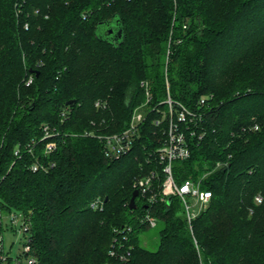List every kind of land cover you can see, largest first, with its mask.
Instances as JSON below:
<instances>
[{
    "label": "trees",
    "instance_id": "1",
    "mask_svg": "<svg viewBox=\"0 0 264 264\" xmlns=\"http://www.w3.org/2000/svg\"><path fill=\"white\" fill-rule=\"evenodd\" d=\"M114 20L119 42L104 37ZM168 95L197 114L179 124L190 155L174 180L212 195L190 224L176 196L128 207L137 179H163ZM135 110L130 150L108 158L99 136ZM0 203L29 218L37 264H264V0H0Z\"/></svg>",
    "mask_w": 264,
    "mask_h": 264
},
{
    "label": "built area",
    "instance_id": "2",
    "mask_svg": "<svg viewBox=\"0 0 264 264\" xmlns=\"http://www.w3.org/2000/svg\"><path fill=\"white\" fill-rule=\"evenodd\" d=\"M34 80V76L31 73L25 80V85H30ZM209 97L203 96L200 99V104H203ZM165 103L168 106L166 116H168V126L166 131V137L162 141V144L156 149L158 162L162 165L163 179L160 184L155 187L154 180L156 179V173L151 171L148 175L137 179L135 182L138 193L140 191L141 197L148 205L155 203L158 199L161 201L168 200L172 196H176L180 199L188 223L190 224L201 210H204L210 200L211 191L202 188V178L197 180L188 178L180 183L174 180L172 172V163L177 159H185L190 155L189 147L185 139L184 132L179 128V124H184L192 121L197 114L188 109L184 104L180 102H173V100L167 96ZM95 106H100V102H96ZM63 116L65 112L61 113ZM175 114V115H174ZM175 116V118L173 117ZM144 120V111L135 110L131 116L128 125L120 132L100 135L104 142V153L108 158H117L121 154L130 150L134 136L138 134L140 124ZM50 128L45 125L44 135L41 139L49 138L54 133L49 130ZM56 147L54 141L48 140L44 147L45 153H50ZM32 150V146L29 147V151ZM15 154H18V149L15 150ZM52 165V164H51ZM32 171L44 170L47 171L48 166L44 163L34 161L30 166ZM257 201H260V197H256ZM102 202L95 200L91 203L93 208L101 207ZM7 219V223L5 220ZM142 222L148 224L149 227L157 225V218L150 213L144 214L141 218ZM29 218L21 211H6L0 203V263L1 264H23L22 260L26 259L27 264H37L36 258L31 255H27L30 251V233H29ZM10 230L11 232L20 233L24 241L22 242L21 251L17 252L14 256L10 255V249L4 250L3 245V232ZM11 247V246H10ZM114 255V251L110 252ZM119 258H125L120 255ZM111 264V263H106Z\"/></svg>",
    "mask_w": 264,
    "mask_h": 264
},
{
    "label": "rangeland",
    "instance_id": "3",
    "mask_svg": "<svg viewBox=\"0 0 264 264\" xmlns=\"http://www.w3.org/2000/svg\"><path fill=\"white\" fill-rule=\"evenodd\" d=\"M261 201V200H260ZM7 223V219L5 220ZM161 227V223H157L154 227H148L143 231L141 235L142 245L150 250H155L159 243V229ZM24 241L23 236L18 232H11L10 230H6L3 232V245L4 250L10 249V255L14 256L18 251L20 252L22 249V242ZM11 246V247H10ZM23 264H27L26 259L22 260Z\"/></svg>",
    "mask_w": 264,
    "mask_h": 264
},
{
    "label": "water",
    "instance_id": "4",
    "mask_svg": "<svg viewBox=\"0 0 264 264\" xmlns=\"http://www.w3.org/2000/svg\"><path fill=\"white\" fill-rule=\"evenodd\" d=\"M105 27H107V33L104 37L110 39L111 41L119 42L122 39L123 31L121 26L118 24L116 20L112 22L104 23ZM101 29V28H100ZM102 31V30H101ZM104 33H102L103 35ZM31 73H36L34 70H30ZM73 100H69L67 103H72ZM138 195V190L135 189L132 191L131 197L129 199L128 207L129 209H134L136 207L135 198ZM106 200V198H105ZM168 201H170V198H168ZM119 264H126L125 261L120 262Z\"/></svg>",
    "mask_w": 264,
    "mask_h": 264
}]
</instances>
